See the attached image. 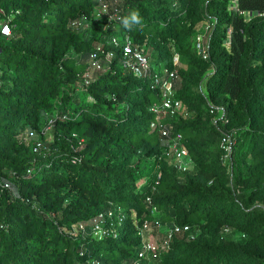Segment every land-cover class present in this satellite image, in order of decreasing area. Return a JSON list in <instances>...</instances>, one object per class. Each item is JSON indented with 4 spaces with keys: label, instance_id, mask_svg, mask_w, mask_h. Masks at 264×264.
<instances>
[{
    "label": "trees",
    "instance_id": "16d2710c",
    "mask_svg": "<svg viewBox=\"0 0 264 264\" xmlns=\"http://www.w3.org/2000/svg\"><path fill=\"white\" fill-rule=\"evenodd\" d=\"M96 3L0 0L11 28L0 31V264H132L144 241L134 214L199 229L193 239L173 236L159 264H264V0H129L119 12L109 39L130 38L178 69L190 115L173 135L197 166L184 181L162 142L171 120L151 110L160 84L125 73L120 45L108 46L117 53L108 71L84 76L91 49L107 46L105 31L99 18L85 38L72 22ZM202 21L214 26L196 49ZM43 113L56 116L55 134L39 155L21 133L36 131ZM224 136L229 161L217 146ZM107 203L123 211L80 252L73 227Z\"/></svg>",
    "mask_w": 264,
    "mask_h": 264
},
{
    "label": "rangeland",
    "instance_id": "374dc122",
    "mask_svg": "<svg viewBox=\"0 0 264 264\" xmlns=\"http://www.w3.org/2000/svg\"><path fill=\"white\" fill-rule=\"evenodd\" d=\"M129 0H96V8L93 12V15L83 16L79 19H76L72 22V26L75 30L81 32L85 38L91 37L93 25L94 23L101 18L105 35L103 37L104 42H106L105 53L102 55V68L101 69H93L89 67L87 62L85 68V78L90 80L94 78V76L106 72L110 69L112 62L117 57V53L114 48H110L108 46L112 45L109 43V38L112 36L117 29H119L117 24V18L120 10L127 4ZM213 22L211 21H202L197 25L198 35L194 38V46L198 49L199 42H202L206 47L208 46V38L213 29ZM102 43V42H101ZM143 52V55H146L150 61V70L156 74H159L163 80L167 78L166 66L163 62H159L158 57L154 55L153 50L150 48L148 50L140 49ZM107 51L114 52L113 55L106 54ZM122 58V57H120ZM124 65V64H123ZM125 67V66H124ZM124 69V68H123ZM125 73H134L131 68L125 67ZM135 74V73H134ZM136 75V74H135ZM181 78L172 80L173 88L170 91L172 98L178 99L180 96V86H181ZM165 89V87H164ZM190 114L186 109L185 105L179 107L176 110H163L161 116L163 119L171 120L166 122L164 127L168 128L170 134L166 137H162V142L166 146V158L168 163L173 170V172L178 176L181 181L185 179V173L187 171L196 172L197 166L193 159L188 156L185 159H179L175 155L174 147L176 142H174L173 135V123L177 122L180 118H186ZM223 113L221 111L215 112L214 119L222 118ZM55 123L56 116L53 113H43V121L40 126L36 129L35 138H24V142L33 147L34 143L41 142L42 146L38 151L39 155L47 154L49 152V148L54 140L55 134ZM182 143V142H181ZM217 146L225 152V157L227 161H229L230 147H225L222 144L221 138L218 139ZM84 148L83 145L79 146L77 150L82 151ZM10 189H13L12 184L10 183ZM152 205V203H149ZM123 211V208L120 205H116L113 203H107L105 209V216L103 220H99L97 218H93L91 220L82 221L79 225L73 227L72 234L78 237L81 240L79 251L82 253H90L91 252V243L90 240L96 238H102L101 236L104 234V230L109 229L108 222L112 219L113 215L118 216ZM146 217L138 216L137 214L133 215V220L135 222L136 228L141 230L142 223ZM174 222L170 220H162V224L160 226L151 227L148 230L143 231V237L145 241H152L159 245H162L166 239H170L171 231L173 228ZM99 226V227H98ZM1 227V222H0ZM114 230V229H113ZM198 228H193L191 231L180 233L176 236L180 238L193 239L199 234ZM225 235L229 238H233L234 240L240 241L245 240L247 237L240 231H236L232 228H225ZM174 235H172L173 238ZM160 256L156 255H148L145 260L146 264H159Z\"/></svg>",
    "mask_w": 264,
    "mask_h": 264
},
{
    "label": "built area",
    "instance_id": "2783aa9c",
    "mask_svg": "<svg viewBox=\"0 0 264 264\" xmlns=\"http://www.w3.org/2000/svg\"><path fill=\"white\" fill-rule=\"evenodd\" d=\"M0 31L4 35H11V28L10 25L7 22H1L0 21ZM112 45H120L121 48V62L124 64L125 67L131 68L134 73L138 76H149L154 78L156 84H160V86L163 89V99L160 103L154 104L151 107V110L157 114V118L160 119L161 113L163 110H176L179 107L183 106V103L179 99H174L171 96V93L169 90L173 88L172 80L178 79V69L175 68L173 70L166 69L167 72V78L163 80L159 76V74H156L150 70V61L146 55H143V52L140 50L138 46H136L133 41L130 38L125 39L124 41L120 40L119 36H113L108 41ZM201 42H199L200 44ZM204 54V57L207 56L206 50L202 49L201 51ZM105 53V48L102 44L94 47L91 49L89 54V67L93 69H101L102 68V54ZM114 52L107 51L106 54L113 55ZM179 55L176 54L174 56V64L178 66L179 64ZM88 81V79H86ZM165 87V89H164ZM162 134L163 136H168L170 134V131L166 127H162ZM36 131L31 128H27L23 133H21V137L24 138H35ZM174 142H176L174 150L175 155L179 159H185L189 156V151L187 147L181 143V136L179 134H176L174 136ZM230 137L224 136L222 138V144L226 147H230ZM33 150L35 152H38L42 146L41 142H36L33 144ZM76 160V159H74ZM8 186V184H7ZM147 200L151 202V198L148 197ZM155 207H153V211H155ZM105 216V212L101 213L96 218L99 220H103ZM162 224V219L160 217H146L142 223L141 230L142 234L144 230H148L151 227L160 226ZM99 227V226H98ZM192 227L189 224L180 225V224H173V228L171 231V238L166 239L162 245H159L152 241H143V246L138 252V256L133 260L132 264H146L145 260L147 259L148 255L152 254L154 256H158L163 250H165L169 246V242L172 239V235H178L180 233H185L188 231H191Z\"/></svg>",
    "mask_w": 264,
    "mask_h": 264
},
{
    "label": "clouds",
    "instance_id": "9594fccd",
    "mask_svg": "<svg viewBox=\"0 0 264 264\" xmlns=\"http://www.w3.org/2000/svg\"><path fill=\"white\" fill-rule=\"evenodd\" d=\"M133 18H135V17H133Z\"/></svg>",
    "mask_w": 264,
    "mask_h": 264
}]
</instances>
